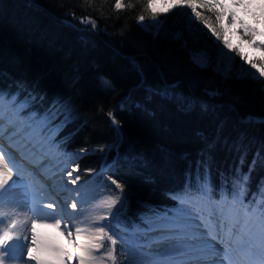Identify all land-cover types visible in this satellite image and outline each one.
I'll use <instances>...</instances> for the list:
<instances>
[{
  "label": "trees",
  "instance_id": "1",
  "mask_svg": "<svg viewBox=\"0 0 264 264\" xmlns=\"http://www.w3.org/2000/svg\"><path fill=\"white\" fill-rule=\"evenodd\" d=\"M116 3L0 0V93L28 118L58 123L55 140L78 155L80 179L113 195L112 180L121 184L126 226L193 195L187 185L205 176L218 197L264 209V123L244 120L264 116L260 84L195 65L174 30L144 31L147 0ZM115 255L124 264L121 248Z\"/></svg>",
  "mask_w": 264,
  "mask_h": 264
},
{
  "label": "rangeland",
  "instance_id": "2",
  "mask_svg": "<svg viewBox=\"0 0 264 264\" xmlns=\"http://www.w3.org/2000/svg\"><path fill=\"white\" fill-rule=\"evenodd\" d=\"M159 1H161L160 6H158ZM214 1L216 2V0H208L209 3H214ZM172 2L173 0H153V4H154L156 11L161 14L158 15L157 20L154 21L151 19V15H152L151 10H148L150 16L149 17L144 16L145 19L142 22H139L137 20V25L140 28H142L144 31L151 32L153 35L161 32L163 28L165 29V32H167L168 34H170V32L174 30L172 33L173 39H178V40L182 39L183 44H185L184 42L185 39H189L190 44H191L189 51H188L190 60L195 65H197L196 59L198 57H204L207 60V63L203 67L205 68L208 67L212 69L214 72H217L221 77H224V78L228 76H236L239 78L249 77L252 80H254L251 76L248 75V73L255 72L256 75L259 76L260 71L264 70V58H262V56L260 55L262 49H260L259 46H254L250 44V42L252 41L251 38H254L256 40H262L264 38V29L261 28L259 21H253L251 20L250 17L247 16L249 15V13H247L248 12L247 10L251 7H252L251 9L255 8V11H256L255 13L257 15L261 12L260 8L258 7L261 5L259 0H251V1L242 0L243 3H246L248 5L246 9L244 8V10L246 11H244L243 16H241V14L239 13V10H243L242 8H228L227 9L229 11H235V12L237 11L236 14H238V18H240V20L242 19L241 21L248 20L247 25L244 24L243 22V25L246 26V28L242 27L241 24L238 22L239 28L241 29L242 32H246L247 31L246 29L254 30V34L247 31L248 33H250V37L246 39L245 37L241 38L242 36L241 33L237 32L235 28L233 30L232 27L234 25V22L233 23L227 22L225 16H222L219 20L216 19V13L221 11L220 9H214V10L209 11L208 9H201L197 7V11L201 12V14L210 21L213 27H215L218 30V32L220 33V37H221L219 40H217L216 36L212 34V31H210V29L206 27L203 22L196 19L195 15L192 13V10L190 8H186V7L184 9L171 8L170 11L165 13L163 10L165 8L170 7ZM219 2H222V4L224 5H231L233 0L232 1L231 0H220ZM120 3L123 5V0H120ZM147 4H148V0H147ZM182 12H187V15H182L181 14ZM87 22L88 21L86 20V22L84 23H87ZM167 26H170L171 29L168 30ZM228 29L230 30L232 29L233 31V33L230 34L231 37L229 33H227ZM224 41L228 42L227 45H225ZM249 48L254 49L255 51L254 55H252L251 57L246 53V50ZM220 49H223V52L226 53L227 56L222 55L220 52ZM228 57H234V59L229 60ZM228 65H231L230 70L227 69ZM253 65H255V67H253ZM261 80H264V77H261ZM258 83L260 84L261 89L264 91V84H261L260 82ZM206 93L208 94V96H213V95L218 94L216 90L207 91ZM3 103L6 105V108L13 111L14 113H17L16 115L19 116V118H21V120L24 123H27V125L24 126V128H25V132L28 133V138L30 136L31 138L35 137V140L32 141V144L38 142L37 146L40 147L38 150L35 151L36 155L39 154V158L41 157L39 160L40 161L39 163L42 164L44 162H49L50 161L49 159L53 160V159L61 158L60 160H63V162H65L67 166L65 168L64 167L60 168L59 166L53 167V169L55 170L54 175L62 178L63 175H66V174L68 175L69 172L73 173L71 177L64 176L65 185L67 184V182L69 183L71 180L76 179V177H79L78 171H73V168H77L76 163H77L78 155L74 152H67V153L64 152L63 150L60 149L58 143L54 139L58 131V123L57 124L52 123L53 120L51 119L46 120L42 116H40L39 118L35 120L28 119L27 116H24L20 113L21 110L19 108V104L13 98L5 97V101ZM244 120L260 122L264 120V116L259 117L256 115H248ZM0 121L3 122L1 118H0ZM114 125L115 127H117L115 123ZM7 128H8L7 123L1 127V129H3L5 133H7L6 131ZM16 136L17 138L21 137V135H16ZM8 138L12 141L10 137ZM18 144L19 146H23L25 144L27 145L30 143L28 142L27 137L24 136L19 139ZM43 148H44V153L41 154L40 151L43 150ZM32 149H35V147H32ZM71 153L74 154L72 157L70 156ZM19 155L20 154L17 155V158L21 160ZM108 167L109 165H107L105 168H108ZM61 173L63 174L61 175ZM49 180H51V178ZM52 188L54 189V186H52ZM75 189L78 192L74 190L73 195L75 194V192L77 193V195L74 198H71L72 203L70 201H67L65 204L67 206L66 207V210H67L66 211L67 212L66 213V216H67L66 224L68 225H69V222H71L70 219L73 218V215H76L74 213L75 211H73L71 208V205L75 201L78 204L77 205L78 210H83L84 208L86 210L85 213L89 214L93 218V220H95L96 217L104 216L107 212V209L102 206V201L109 196L115 197V196L120 195V192H118V194L116 195L104 192L100 190V183H97L96 181H93V180L89 181V179L82 180L80 179V177L76 182ZM224 197L225 196L221 198H224ZM6 199H7L6 197L1 199L0 203H2V200H3L2 204H4L6 202ZM181 200L186 201V199H181ZM190 201H192L195 205H199L198 208H209V201L204 198H193L192 197ZM259 202L260 201L255 203V206L250 207L249 209L246 208L244 204L242 207L239 204L235 205L236 207L233 206L232 199H229V198L220 199L219 202L217 201L211 202L215 208H221L224 206L226 209H231L230 211L235 212L238 215H240L239 221L243 219L242 220L243 223L245 220L249 223L248 226L246 227L248 229V234L246 235L247 237L246 236L245 237L248 239L254 238V242L251 244L252 246L250 245L248 246L249 248H245L248 240L245 237H243L245 240H243L240 247L232 248L233 251L228 252V254L232 255L235 259L238 258L241 260L243 258L242 261L244 262L253 261V256L254 255L260 256V249L261 247H264V216H262V209L259 205ZM178 206L170 210H166V211L162 210L160 212H156V215H154L149 220L147 219L146 222L144 223L145 225L142 227H134V225H132V227H127L124 223H122L120 215L117 218L109 217L107 220L100 221V223L108 225V227L105 228V231L109 233V235L111 236V239L115 241V244H112L111 241L107 238L104 239L102 247L98 251L93 252V255L97 257L96 264H115L116 255H115V259L113 256H114L115 248H118V247L121 248V251L123 253L122 257L124 258V264H141L143 261H146V263H148L150 259L149 260L147 259V255L145 253L151 252V251H156L155 254L160 253L161 243L165 241H173V240L178 241V239L180 240L187 239L185 236H182L179 238H172V237L159 238V239L156 238V235L159 234L160 231L172 229V228H169L171 227L170 224L174 223L175 221L172 218H170V215L171 216L173 215L176 217ZM245 209H248V211L246 212ZM23 219L26 222H28L27 217H24ZM30 225L32 226V224ZM31 228L32 227L28 228V225L26 226V229L30 231H32ZM23 232L24 234L23 235L21 234L22 238L21 236L19 237V239L21 240V243H20L21 245L24 243L25 239L28 241V239L25 238L28 235V233L26 232V230H24ZM29 236L31 237L32 235L29 234ZM194 239H200V237L198 238L195 237ZM73 240H75V238H73ZM187 240H192V239H187ZM36 245L28 244L26 247L24 245V248H22V250L24 254L28 257V259L26 258V260L29 261L32 258L35 260L33 264H39L41 262L45 264L44 262H48L49 261L48 259L43 258L44 260L42 259V261L38 263L37 257L40 256V253H41L40 248L39 249L31 248V247H36ZM153 247H155L156 249L154 248L155 249L154 250ZM258 248L260 249L258 250ZM228 249H231V248H228ZM33 250H35L34 254H33ZM53 250H57V249H53ZM58 250L60 249L58 248ZM77 250H78L77 247L73 249V254L75 257L72 259V261L74 260V264H76L78 262L77 259H79L77 257L78 255ZM176 250L178 251V249ZM240 251L241 252L244 251V253L240 254ZM28 253L31 254V257ZM164 255H168V254L166 253ZM225 256L227 255H224V257ZM219 257H217L219 260L225 261L224 258H222L223 256L222 257L219 256ZM209 258L210 256L207 258H201L200 262H203ZM227 259H228V256H227ZM195 260L196 259H193L191 260V262ZM49 262L51 263L52 260Z\"/></svg>",
  "mask_w": 264,
  "mask_h": 264
},
{
  "label": "bare ground",
  "instance_id": "3",
  "mask_svg": "<svg viewBox=\"0 0 264 264\" xmlns=\"http://www.w3.org/2000/svg\"><path fill=\"white\" fill-rule=\"evenodd\" d=\"M259 2L261 3V5L258 7L260 8L261 12L257 15L255 13L256 12L255 8L251 9L252 8L251 7L247 10L248 11L247 13H249V15L247 16L250 17L251 20L253 21H259L261 28L264 29V0H259ZM160 4H161V1H159L158 6H160ZM242 9L243 10H239V13L241 14V16H243L244 11H246L244 10V8ZM225 18L227 22H229V17L225 16ZM239 20L240 18H238V14H237V21L234 22V25L232 28L233 30L235 28L237 32L241 33L242 35L241 38L245 37L246 39L250 37V33H248L247 31L246 32L241 31L238 25ZM243 22L244 24L247 25L248 20H244ZM227 33H229V35L232 34L233 33L232 29L231 30L228 29ZM251 40L252 41L250 42V44L254 46H257L258 44L259 48L262 49L260 55L262 56V58H264V38L262 40H256L254 38H251ZM246 53L251 57L252 55H254L255 51L254 49L249 48L246 50ZM16 114L17 113H14L13 111L6 108V105L4 103H0V118L3 120V122L0 121V130L4 131L3 129H1V127L7 123L8 128L6 130L7 133H5V135H8L7 137H10L12 139L11 141L12 146H8L9 149H7L6 147H3V151L5 152L0 153L5 156L6 160H9L11 162L10 167L12 169L9 174V184L5 186L6 190L3 192V195L0 196V200L5 197L7 198L4 204H2L3 200H2V203H0V232L6 230L8 226L12 224L13 221H15L16 227L13 230L15 234V238H13L12 240L16 247L18 246L17 244L18 235H20L21 233H24L23 231L25 229V226L27 225L29 226L30 224H33V221L35 220L36 221V235H37L38 243L36 247H34V249L40 248V252H41L40 256L38 257V263L42 261L43 258L44 259L50 258L53 263L56 261L55 263L57 264H74V260L72 261V259L75 257L73 254V249L76 247L74 244L69 243L67 232L71 231L73 234V238H75L77 235V232H76L77 228H82V229L87 228L94 220L89 214L85 213L86 210L84 208L83 210H78V207H77L78 204L75 201L74 203L76 204V209H73L72 207L71 208L73 211H75L74 213L76 215H73V218L70 219L71 222H69V225L66 224V221H67L66 207L67 206L65 204L67 201H70L72 203L71 198H74L77 195V193L75 192V194L73 195L74 190H76L75 189L76 184H72L71 181L69 183L67 182L66 185L64 184L65 182L64 176L69 177V175L67 174L63 175L62 178L54 175L55 170L53 169V167L59 166L60 168L61 167L65 168L67 166L65 162H63V160H60L61 158L53 159V160L49 159L50 160L49 162H44L42 164L40 163L41 165L40 164L39 165H40V169L42 173L41 177L38 176V174H36L35 172L33 174H30L29 176L26 175L25 172L27 171L28 168L25 169L21 166L20 164L21 161L20 159L17 158V155L21 154V156L23 157V161L25 159V163L27 165L32 162L30 161V159H28L29 157H34L33 162L34 161L38 162V160H40L41 157L39 158V154L36 155L35 151L38 150L40 147L37 146L38 142L32 144V141L35 140V137L31 138L30 136L28 138V133L25 132V128H24V126H26L27 123H24L21 120V118H19V116H17ZM12 122H13V125H12ZM16 135H21V137L17 138ZM24 136L27 137V140L30 144H27V145L25 144L23 146L18 147L17 142L19 141L20 138ZM32 147H35V149H32ZM17 148L18 150H20L19 153L13 151L14 149H17ZM40 153L41 154L44 153V148L43 150L40 151ZM73 155L74 154L71 153L70 156L72 157ZM62 174L63 173H61V175ZM44 176H51L52 178L50 181L48 180V182H46V180H43L45 183L42 185L41 178ZM37 180L39 181L41 180L40 181L41 186L39 187L40 189H37L39 185L37 183ZM23 183H26V186H24ZM52 186H54V189L51 188ZM223 196H226V195H221L219 197H223ZM185 203H186L187 213H182L181 215H182V219L184 220L186 224V227L181 230L180 234H177L175 229L172 227L173 224L175 223L174 222L170 224L171 227H169L172 229L160 231V233L156 235V238L157 239L170 238V237L179 238V237L185 236L187 239H192V240L178 239V241L173 240L175 242L165 241L161 243L160 253L155 254L156 251L145 253L147 255V259L148 260L150 259V261L148 263H146V261H143L141 264H203L204 261L200 262L201 261L200 259L207 258L212 253H214L216 257L214 258L213 264H219V262L222 260H219L217 257L219 256L222 257L223 255H226L227 252H232L233 251L232 248L240 247L243 240H245L243 237H245L248 234V229L246 227L248 226L249 223L246 220L243 223L242 222L243 219L239 221L240 215H238L235 212L230 211L231 209H226L224 206L221 208H216L217 210L216 215H212L209 208H198L199 205H195L192 201H189V200L185 201ZM49 204H52L53 207L52 208L47 207V205ZM24 217L28 218V222H26L23 219ZM170 218H172L175 221V216L170 215ZM57 220L60 221V224H61L60 229H56L54 227L43 226L46 224L53 225L57 222ZM64 225H67V228H64ZM205 230L207 232L206 236L201 234ZM195 237L197 238L200 237V239H194ZM210 237L215 238V239H209ZM30 239L32 240V237H30ZM246 239L248 240V242L245 248H249L248 246H250L254 242V238L253 239L246 238ZM30 243L31 245L33 244L32 241H30ZM228 243L230 244L229 247L226 246V244ZM52 248L57 249V250L59 248L60 250L55 251ZM154 248L155 247H153V249ZM228 248H231V250L228 251ZM176 249H178V251ZM259 249L260 248H258V250ZM15 250L13 249L10 252L15 251ZM77 251H78L77 257H79V249ZM34 253H35V250H33V254ZM63 253H68L71 256V259H69L68 256H63L62 255ZM166 253L168 255H164ZM243 253L244 251L242 252L240 251V254H243ZM29 255L31 257V254ZM228 256L231 258L232 264H260V259H261V256L254 255L253 261L244 262L242 261L243 258L240 260L238 258L234 259L229 254ZM193 259H196V260L191 262V260ZM77 260L78 262L75 260L77 262L76 264H79V259ZM34 261L35 260H32V261L25 260L24 261L23 259L22 261L20 260L19 262L17 260L14 261L13 259V260H6L5 262H0V264H29V263L33 264ZM48 262H44V263L47 264ZM41 263L43 264V262ZM223 264H225L224 261H223ZM227 264H230V263H227Z\"/></svg>",
  "mask_w": 264,
  "mask_h": 264
},
{
  "label": "snow or ice",
  "instance_id": "4",
  "mask_svg": "<svg viewBox=\"0 0 264 264\" xmlns=\"http://www.w3.org/2000/svg\"><path fill=\"white\" fill-rule=\"evenodd\" d=\"M123 5L120 3V0H117V3L115 5L116 9H121ZM190 8L192 10V13L195 15L196 19L203 22L206 27L212 31V34L216 36L217 40H219L220 33L218 30L213 27V25L210 23L208 19H206L201 12L197 11V7L201 9H208L209 11L214 9H220L221 11L216 13V19L219 20L222 16H228L229 17V23H233L237 21V14L235 11H227L228 8H247L248 5L246 3H243L242 0H233L231 5H224L219 2V0H216L214 3H209L208 0H173L170 7L165 8L163 11L166 13L171 10V8ZM145 10H151V19L156 21L157 16L161 13L157 12L153 0H148V4L145 7ZM182 15H187V12H182ZM138 21L142 22L145 17L143 15L138 16ZM88 22L92 23V26L95 27V22L89 20ZM159 23V21H158ZM242 27H245L243 25V21H239ZM248 32L254 34V30L252 29H246ZM225 45H227V41H224ZM259 46V45H257ZM220 52L222 55L227 56L226 53L223 52V49H220ZM229 60L234 59V57H228ZM197 65L203 67L207 63V60L204 57H198L196 59ZM243 67V66H241ZM255 67V65H253ZM231 65L227 66V69L230 70ZM249 76H251L254 80L260 82L261 84H264V80H261V77H264V70L260 71V75L257 76L255 72H249ZM5 101V97L2 93H0V103H3ZM111 116V113L109 114ZM113 123H116L115 119L113 118ZM261 123H264V121H261ZM82 152L85 151L84 149L81 150ZM10 161L6 160L5 156L3 154H0V196L3 195V192L6 190L5 186L9 184V174L11 172L10 167ZM255 163V161H253ZM77 168H73V171H77ZM68 175L71 177L72 173L69 172ZM79 177H76V179L71 180L72 184H76ZM247 177H244V183L247 181ZM112 183L116 185V188L120 190V195L115 197H107L102 201V206L107 209V212L104 216H98L95 218V220L89 225L87 228H77L76 232L77 235L75 237V240H73V234L71 231L67 232L68 241L70 244H75V246L79 249V264H96L97 257L93 255L94 251H98L103 244V241L105 238L109 239L112 244H115V241L111 239V236L107 231H105V228L108 227L106 224L100 223L102 220H107L109 217L117 218L121 214V212L125 209L127 196L124 193V189L121 186V184L117 183L116 180H112ZM10 187V186H9ZM188 192L194 194L193 198H204L209 201V209L212 213V215H216V208L211 203L212 201L219 202L220 199H226L228 196H231V193H227L224 198L218 197L216 195L215 189L209 183L206 179V176L201 178L200 184L198 187L193 188V185L189 183L187 185ZM264 195V193H262ZM239 204L241 207L243 206V200L239 199L236 196H232V205L235 206ZM178 208L177 213L175 217V223L173 224V228L175 229L177 234L181 233V230L186 227V224L184 220L182 219V213H187L185 201L180 200L178 201ZM47 207L52 208L53 205L49 204ZM73 209H76V204L73 203L71 205ZM223 211V210H222ZM247 212L248 209H245ZM262 216H264V209H262ZM211 218V217H210ZM45 227H54L56 229L61 228L60 221L57 220V222L53 225H43ZM16 227V222L13 221L12 224L8 226V229L0 232V245H6L9 240H12L15 238V234L13 232V229ZM199 227V226H198ZM64 228H67V225H64ZM83 233V234H81ZM202 235H207L206 230L201 233ZM209 239H215L210 237ZM32 243L33 245H36L38 243L37 235H36V221H33L32 224ZM59 251V250H55ZM64 256H68L69 259H71V256L68 253H63ZM260 264H264V247H261L260 249ZM215 258V254H210V258L205 260L203 264H213ZM219 264H223V261H220Z\"/></svg>",
  "mask_w": 264,
  "mask_h": 264
}]
</instances>
